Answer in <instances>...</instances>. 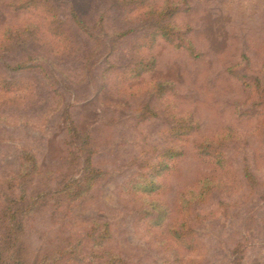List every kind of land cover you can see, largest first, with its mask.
I'll list each match as a JSON object with an SVG mask.
<instances>
[{"label": "rangeland", "instance_id": "rangeland-1", "mask_svg": "<svg viewBox=\"0 0 264 264\" xmlns=\"http://www.w3.org/2000/svg\"><path fill=\"white\" fill-rule=\"evenodd\" d=\"M49 1L0 0V264H264V0Z\"/></svg>", "mask_w": 264, "mask_h": 264}, {"label": "trees", "instance_id": "trees-1", "mask_svg": "<svg viewBox=\"0 0 264 264\" xmlns=\"http://www.w3.org/2000/svg\"><path fill=\"white\" fill-rule=\"evenodd\" d=\"M22 1H24L23 4H21V6L24 5V6H22L23 8H30V9H34V10H44L49 16H51V18L57 17V14H55V9H53L52 3L49 0H22ZM73 20L76 24H78V26L81 27L82 23L78 20L76 15L73 16ZM33 29H35V28L34 27L30 28V26L25 27V28H20V29L14 28L11 30V32L16 33L17 35L15 37V40H19L21 31L28 32L30 37H35V33H34ZM67 47H68V45H67ZM13 69L15 71H22V70H24V66L20 65V66L13 68ZM3 82H4V79L2 78V75H0V83H3ZM15 83H18V82H15ZM7 84L13 85L14 82H12V84H11L7 81ZM15 85L16 84H14V90L16 87ZM74 127L75 126L71 122L69 125V129L71 131L70 139L72 142L76 143L77 139L79 138L78 137L79 131H77V129H75ZM88 136H89V134H88ZM87 139H88V137H87ZM85 146H86V144H85ZM177 155H180V154H177ZM24 163L33 164V167H35L34 166L35 160L33 157H31V155H28V154L24 155ZM92 167H93L92 164L90 162H87V164L83 168L82 176L79 179H76V180L72 179L68 183H66L65 186L63 187V190H61L60 193L64 192L62 194H67L68 195L67 197H69L70 201H76L81 197V195L83 193H86V192H89L90 190H92L97 177L101 175L100 170L93 169ZM249 177L251 179H253V176L249 175ZM251 181H253V180H251ZM208 185L209 184L206 185L204 191L202 192V195H201L202 200L206 199V197L208 196V189L210 187ZM9 213H11L9 217H11V219L14 222L16 219L14 211L10 210ZM102 227H104V233H103L102 238H100V240L102 239L104 241V240L109 239L111 236L110 230H109L110 225L107 223V224H104ZM240 253H242V250H238L235 252L236 257H239V258L235 259L234 264H241V256H239V255H241ZM112 261L114 262V264H121L122 263V261L120 259H118L117 257L112 258Z\"/></svg>", "mask_w": 264, "mask_h": 264}]
</instances>
